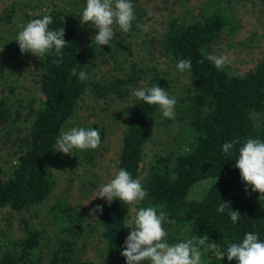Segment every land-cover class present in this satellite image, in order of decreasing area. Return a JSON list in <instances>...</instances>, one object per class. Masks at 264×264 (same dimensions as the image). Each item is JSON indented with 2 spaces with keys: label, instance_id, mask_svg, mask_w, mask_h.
<instances>
[{
  "label": "trees",
  "instance_id": "obj_1",
  "mask_svg": "<svg viewBox=\"0 0 264 264\" xmlns=\"http://www.w3.org/2000/svg\"><path fill=\"white\" fill-rule=\"evenodd\" d=\"M131 2L136 15L131 31H138L143 27L137 25H145L151 16L138 0ZM229 3L230 0H204L198 15L187 20L172 18L157 40L160 55L168 57L176 69L180 59H190L191 70L183 72L189 83L184 87L185 97L177 104L181 130L147 164L144 147L156 124L170 127L173 122L165 118L159 123V106L137 97L125 110L115 171L125 168L139 179L147 191L145 199L135 205L116 199L109 204L106 200L101 204L102 213H95L89 220L86 206L59 198L48 209L50 238H46L44 226H32L22 215L51 196L56 182L50 178L49 170L56 141L82 98L121 103L129 99L130 90L154 85L161 88L162 81L155 69L131 60L126 33L118 26H114L115 36L109 45H98L94 38L81 44L69 12L53 8L46 14L53 20L50 30L64 27L67 45L62 50V63H53L58 58L51 52L39 57L37 88L32 97L25 98L14 87L0 84V147L10 157L6 163H11L0 176V212H8L7 228H14L11 218L20 215L17 235L5 237L0 229V264H126L121 252L131 231L130 217L147 206L163 210L168 219L175 221H165L163 225L169 244L206 234L209 239L201 251L208 264H237L235 259H227L226 250L230 243L241 242L245 233H257L264 241V196L245 185L234 166L239 148L247 139L264 141V58L238 75L225 68L216 69L210 59L224 35L232 34L236 28L229 16ZM103 68L105 74L97 77L96 71ZM80 72L86 73V79H80ZM5 89L10 95L4 93ZM83 128L96 129L101 137L96 149H73L77 162L92 167L102 156L106 132L97 123ZM232 141L236 142L233 149L224 153L222 145ZM64 166L68 167L67 162ZM99 178L96 169H91L83 188L87 184L90 191L97 188ZM199 182L209 183L205 194L189 200V191ZM221 202L240 213L236 223L231 221L228 210L217 211ZM220 253L225 254L223 259Z\"/></svg>",
  "mask_w": 264,
  "mask_h": 264
},
{
  "label": "rangeland",
  "instance_id": "obj_2",
  "mask_svg": "<svg viewBox=\"0 0 264 264\" xmlns=\"http://www.w3.org/2000/svg\"><path fill=\"white\" fill-rule=\"evenodd\" d=\"M138 1L144 9H147L148 13L151 12L152 14L150 15L151 19L145 23L146 26H149L148 31L142 28L126 33V42L129 41L132 50L131 60L139 62L142 67L155 69L160 74L161 88L168 91L169 95L175 97L177 101L174 118L170 119L173 124L170 127L156 124L144 147V163L147 164L154 154L162 150L165 144H171L174 136L181 130L180 125L182 124L178 119L177 104L185 97L184 87L189 83L186 74L178 71L168 57L160 55L156 51L158 49L157 40L166 31L168 21L172 18L189 19L191 15L197 14V10L204 0ZM85 5L86 3L78 2V0H0V50H2L0 51V76H4L0 84L5 83L3 86L14 87V90L25 98L26 96L32 97L37 88L38 73L36 68L39 67L40 60L39 57L30 53H21L18 43L15 41L18 32L27 22L40 18V16H44L56 8L65 10L72 16L81 38V44L91 42L97 33V29L91 23L81 24L80 16ZM229 6L231 12L229 16L234 19L236 28L232 34L224 35L217 45L214 55L228 56L232 62L224 68L230 74L238 75L253 68L264 58V3L261 0H230ZM105 69L96 71L97 77H102L106 72ZM91 78L94 80L93 75ZM134 90L135 88L130 90L129 99L121 103L108 104L103 100L84 96L77 111L66 123L63 132L72 127H83L97 123L105 128L106 136L102 156L97 158L92 167L86 162H77L74 150V153L69 155L55 151V157L49 170L50 178L56 182L51 196L42 205L32 208L22 215L25 220L29 221L30 225L44 226V229L48 231L46 238L51 236L48 209L59 198L64 197L73 204H83L87 208L88 216L91 209L106 201V199L98 197L93 199V197L96 191L114 176L115 170L112 166L115 165L121 148L122 133L127 116L125 110L136 98L133 95ZM4 93L10 95L7 89ZM159 115L158 122L162 123L165 117H163L161 110ZM8 158H10L8 153L0 147L1 177L10 168L11 163H6ZM64 162H67L68 167H63ZM91 169H96L100 175V180L97 182L98 187L90 191L89 184L85 188L82 185ZM145 174L141 176L142 179ZM208 185L207 182L197 183L189 191L188 199L202 198ZM133 216L134 214L131 215L130 220ZM7 217H9L8 212H0V229L4 230L5 237L11 238L17 235V221L20 215H13L11 218L14 228L6 227ZM89 220H93L92 216H89ZM4 241H7L6 238ZM202 260L204 264L209 263L203 256Z\"/></svg>",
  "mask_w": 264,
  "mask_h": 264
},
{
  "label": "clouds",
  "instance_id": "obj_3",
  "mask_svg": "<svg viewBox=\"0 0 264 264\" xmlns=\"http://www.w3.org/2000/svg\"><path fill=\"white\" fill-rule=\"evenodd\" d=\"M134 8L131 0H86L80 22L81 24L91 23L97 29L94 41L98 45H109L115 36L114 26H118L124 33L131 30L132 23L136 19ZM52 23V17L44 15L42 18L33 19L24 24L15 38L21 53L42 57L51 52L58 58L53 63H62V50L67 45L63 38L64 27L50 30L49 25ZM137 26L143 27L145 31L149 30V26ZM210 59L218 70H223L232 62L226 55H213ZM176 67L180 72L190 71L191 60L180 59ZM79 77L81 80L86 79V73L80 72ZM133 95L146 104L158 105L163 117L174 118L177 101L175 97L169 95L168 91L154 85L135 89ZM100 143L101 137L98 130L72 127L59 136L56 141V151L69 155L74 153L73 149H96ZM235 143V141L224 143L222 151L226 154L230 153ZM234 166L239 169L245 185L251 186L253 192L264 196V141L247 139L239 148ZM112 167L116 169V165ZM146 196L147 191L140 180L134 179L125 168H119L115 171L114 177L96 191L93 199L97 197L106 199L109 204L116 199L135 205L143 201ZM226 210L231 221L236 223L241 216L240 213L232 210L227 202H221L217 211L224 213ZM102 211L103 205H96L90 210L89 215L95 217V213H102ZM165 221L168 224L175 223L167 218L166 212L158 211L155 206L142 207L135 211L128 227L132 230L126 237L124 250L121 252L126 264H141L142 261H149L150 264H204L201 246L208 241V236L205 234L198 239H186L176 244H169L165 239L167 236L163 226ZM212 247H215V243ZM224 255L220 253L221 259ZM226 255L229 261L235 259L237 264H264V241L259 239L257 233H245L241 242L228 245Z\"/></svg>",
  "mask_w": 264,
  "mask_h": 264
}]
</instances>
